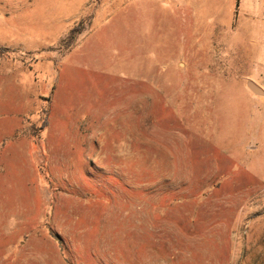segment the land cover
Instances as JSON below:
<instances>
[{"label":"rangeland","instance_id":"obj_1","mask_svg":"<svg viewBox=\"0 0 264 264\" xmlns=\"http://www.w3.org/2000/svg\"><path fill=\"white\" fill-rule=\"evenodd\" d=\"M237 9L0 0V264H264V9Z\"/></svg>","mask_w":264,"mask_h":264},{"label":"crops","instance_id":"obj_2","mask_svg":"<svg viewBox=\"0 0 264 264\" xmlns=\"http://www.w3.org/2000/svg\"><path fill=\"white\" fill-rule=\"evenodd\" d=\"M264 6L261 1H253L251 4V0H239V9H237V12L235 11L233 13V19H241L240 16H242V10H249L251 12L250 19H259L257 22H260V19L262 18V12H263ZM259 34V33H258ZM259 40L260 34H259ZM260 42L258 43V50L260 51ZM254 54H256L254 52Z\"/></svg>","mask_w":264,"mask_h":264},{"label":"water","instance_id":"obj_3","mask_svg":"<svg viewBox=\"0 0 264 264\" xmlns=\"http://www.w3.org/2000/svg\"><path fill=\"white\" fill-rule=\"evenodd\" d=\"M247 86L249 87L250 90H252L255 93H262V89L260 87H258L254 82L252 81H248L247 82Z\"/></svg>","mask_w":264,"mask_h":264},{"label":"trees","instance_id":"obj_4","mask_svg":"<svg viewBox=\"0 0 264 264\" xmlns=\"http://www.w3.org/2000/svg\"><path fill=\"white\" fill-rule=\"evenodd\" d=\"M47 125V121H46V119L43 121V125L41 126V127H43V126H46Z\"/></svg>","mask_w":264,"mask_h":264}]
</instances>
